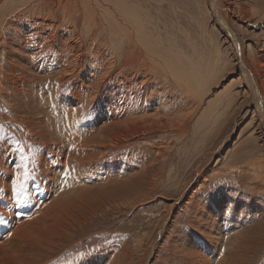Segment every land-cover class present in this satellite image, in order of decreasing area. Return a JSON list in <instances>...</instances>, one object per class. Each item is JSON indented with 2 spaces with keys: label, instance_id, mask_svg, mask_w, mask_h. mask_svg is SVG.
I'll return each instance as SVG.
<instances>
[{
  "label": "bare ground",
  "instance_id": "1",
  "mask_svg": "<svg viewBox=\"0 0 264 264\" xmlns=\"http://www.w3.org/2000/svg\"><path fill=\"white\" fill-rule=\"evenodd\" d=\"M208 2L234 44L245 79L239 94L250 95L264 142V44L253 55L249 44L244 55L243 40L223 16L254 27L250 11L228 0ZM138 5L135 0H0L5 109L0 108V126L6 133L0 138V219L7 221L0 224V264H151L162 252L167 255L162 262L169 264H263L264 155L226 168L240 171V182L241 174H249L252 191L240 185L233 189L235 199L211 203L205 158L200 161L191 181L164 204L159 231L147 243L125 241L124 232L123 239L114 238L108 226L89 228L104 213L135 206L171 177L166 174L174 160L171 137H187L200 112L187 82L218 75V63L215 67L199 55L200 42L185 36L184 42L168 38L165 43L156 36L161 30L148 9ZM174 93L191 100L173 102ZM220 144L213 147L217 153ZM21 155L28 156L29 203L16 208L12 183L23 172ZM190 192L193 201L186 205ZM178 212L190 233L167 235L170 225L178 224ZM238 225L242 235L226 236ZM78 240L89 243L61 261Z\"/></svg>",
  "mask_w": 264,
  "mask_h": 264
},
{
  "label": "rangeland",
  "instance_id": "2",
  "mask_svg": "<svg viewBox=\"0 0 264 264\" xmlns=\"http://www.w3.org/2000/svg\"><path fill=\"white\" fill-rule=\"evenodd\" d=\"M228 1L232 2L234 7L241 5L250 11L251 20L255 24L254 27L251 25L249 27L245 26L240 22H229L228 17H224L225 13L223 20L229 23L232 31L243 40L244 55L247 56L249 54L247 47L249 44H251V55L257 53L259 51L257 46L261 48L264 44V0ZM135 2L139 4L140 9L144 11L145 7L148 9L152 16V21L161 30V34H156V36H160L165 43L168 38H176L178 42H184L182 41L183 37L187 36V39L190 37L195 42H200V56L214 62L215 67L218 63L216 68L217 77L215 76L204 82H187L200 105V112L197 119L194 120V125H190V133L187 134V137H171L170 142L174 151V160L166 168V174L169 175L171 173V177H166V182L160 181L159 187H152L154 192L145 198L141 196L136 201L135 206L127 204L129 209L123 208L122 212H114L112 210L104 213L103 216L89 225V228L108 226L114 238L119 239L121 237L123 239L124 234L121 232H124L126 235L125 241H130L134 237L133 239L137 243L140 240L147 243L150 241V237L153 234L157 235L159 231V221L163 218L165 212L164 204L166 202L171 203V200L175 198L173 196L178 194V190L181 191L191 181L198 163L204 158L206 167L203 169L205 170L203 176L207 179V183L210 184L208 191L210 193V198L208 199L210 203L213 198L217 200L223 197H229V199L231 198L230 200L235 199L237 196L233 189H238L240 185L242 189L246 190L248 188L246 191H252L251 185L245 177V175L249 174H241L244 179L240 182V171L237 169L236 171L231 169L228 171L226 168L232 167L233 169L237 165H245L249 161L263 157L264 147L262 145L264 142L260 137V131L257 129V114L254 112V106L249 104L251 102L250 95L246 93L245 96L244 94H239V90L245 84V79L239 73L238 66L234 60L236 54L234 44L231 43L225 31L215 21L210 9L211 4L208 0H135ZM235 13H237V8ZM186 52L193 55L192 49H186ZM160 87L167 90L165 87ZM160 96L156 94V98H160ZM172 96L174 99H171V101L176 103H179L184 97L183 105L191 100L188 95L184 96L181 93H174ZM1 103V110H5L3 108L4 102L2 101ZM221 103L224 105L218 109ZM184 108L187 109L189 107L184 106ZM59 110L61 108L58 107V110L55 111ZM8 124L7 122L5 128L7 130L10 129L8 131L10 134L12 127ZM5 134L1 125L0 138H3ZM219 143L221 144L217 153L213 147L218 146ZM220 174H222L223 178H219ZM142 179L143 177H139L136 180L137 183L140 184ZM148 181L151 182L154 179ZM246 185L247 187L245 188ZM195 190L201 191L202 189L197 187ZM147 193L148 189L143 195H147ZM192 195L193 192H190L184 204L188 205L189 201V203L193 201ZM216 195L219 196L217 197ZM259 197L263 199L264 195ZM240 201L244 202V200ZM258 202L260 201H255L254 203L261 205ZM181 216L182 214L179 212L176 214L177 218L180 217L178 224L176 222L174 226L171 224L167 235L181 232L182 230H187L190 233V229ZM96 232L98 231L92 233ZM243 232L244 230L239 225L232 226L227 229V233L230 234H226V236L232 238L236 233L242 235ZM104 236L107 238L109 234H104ZM94 239L96 238L92 240ZM88 243H82L78 240L76 244L64 252L65 254L61 257V261L74 258L82 248L87 247ZM164 243V241H161V244ZM166 248L169 247L167 246ZM165 257H167L166 252H162L153 259L151 264H169L168 262H162V258Z\"/></svg>",
  "mask_w": 264,
  "mask_h": 264
},
{
  "label": "snow or ice",
  "instance_id": "3",
  "mask_svg": "<svg viewBox=\"0 0 264 264\" xmlns=\"http://www.w3.org/2000/svg\"><path fill=\"white\" fill-rule=\"evenodd\" d=\"M21 151H23L21 149ZM28 156L21 155V165L19 167L23 168L22 173H17L15 179L12 183V193L14 207L19 208L29 203L28 200V191H27V182L30 179V173L27 166ZM63 171V170H62ZM69 173L64 172L63 179L66 181ZM59 190L63 191V185L59 186ZM228 210L227 208L225 209ZM0 224H7L5 219H0Z\"/></svg>",
  "mask_w": 264,
  "mask_h": 264
}]
</instances>
